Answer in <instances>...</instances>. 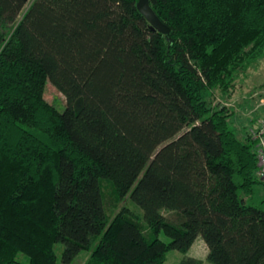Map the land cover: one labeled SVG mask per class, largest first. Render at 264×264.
I'll use <instances>...</instances> for the list:
<instances>
[{
    "label": "trees",
    "instance_id": "trees-1",
    "mask_svg": "<svg viewBox=\"0 0 264 264\" xmlns=\"http://www.w3.org/2000/svg\"><path fill=\"white\" fill-rule=\"evenodd\" d=\"M138 2L0 0V264H57L60 242L67 264H164L199 237L213 264H264L256 143L206 97L263 57L264 0H150L170 34ZM104 181L148 230L110 219Z\"/></svg>",
    "mask_w": 264,
    "mask_h": 264
},
{
    "label": "rangeland",
    "instance_id": "rangeland-1",
    "mask_svg": "<svg viewBox=\"0 0 264 264\" xmlns=\"http://www.w3.org/2000/svg\"><path fill=\"white\" fill-rule=\"evenodd\" d=\"M246 96H253L255 103L254 107H256L255 105L258 102H261V100L264 98V55L249 69V71L245 75L240 74V76L236 80L235 88L229 94L223 93L218 88L211 90L206 94L209 103L213 107H227L229 111L233 113L231 117V123L233 126L235 123L233 121V117L237 113L236 108H240L239 105L243 104L242 102L246 99ZM45 97L60 111H64L66 109V96L60 90H58L50 80H48L46 83ZM227 100H229V102L231 103L229 106L225 103V101ZM240 118V121L242 123L244 117L240 116ZM245 118L248 117L245 116ZM246 128H248V126L244 127V129ZM248 131L250 132V129ZM103 190L110 219L113 218L123 208H128L134 214L135 218L140 221L147 230L149 229L145 221L144 210L130 196L124 199H119L115 192V187L109 181L103 182ZM263 198L264 185H258L256 187V193L254 194L253 199H249V202L257 204ZM163 214L167 218L176 221L177 217L174 212L164 210ZM160 238L165 242L171 241V239L164 233L160 234ZM64 247V243L60 242L56 244L55 249L58 256L57 264H67L63 260ZM91 254L92 250H84L70 264H86L91 259ZM208 255L209 248L206 242L201 237H199L188 253H184L178 250H170L167 254V260L164 264H181L183 259H185L187 256L201 261V264H213L209 260ZM19 259L25 263H28V257H26L25 255H21Z\"/></svg>",
    "mask_w": 264,
    "mask_h": 264
},
{
    "label": "crops",
    "instance_id": "crops-1",
    "mask_svg": "<svg viewBox=\"0 0 264 264\" xmlns=\"http://www.w3.org/2000/svg\"><path fill=\"white\" fill-rule=\"evenodd\" d=\"M226 105H230L229 100L225 101ZM239 105L240 108H236L237 113L234 115V127L238 130L239 136L243 140H253L252 133L260 125L262 119L264 118V98L261 102H258L254 107L253 96H246V99ZM257 110V111H256ZM242 113V114H241ZM240 116L244 117L243 122L240 121ZM248 117V118H245ZM247 124V125H244ZM245 126L248 128L244 129ZM252 128V129H251ZM250 129V132L248 130ZM247 132V133H246Z\"/></svg>",
    "mask_w": 264,
    "mask_h": 264
},
{
    "label": "water",
    "instance_id": "water-1",
    "mask_svg": "<svg viewBox=\"0 0 264 264\" xmlns=\"http://www.w3.org/2000/svg\"><path fill=\"white\" fill-rule=\"evenodd\" d=\"M138 8L150 21L154 29H157L165 34H170V28L166 24H164L156 14L154 9L150 5V0H139Z\"/></svg>",
    "mask_w": 264,
    "mask_h": 264
},
{
    "label": "built area",
    "instance_id": "built-area-1",
    "mask_svg": "<svg viewBox=\"0 0 264 264\" xmlns=\"http://www.w3.org/2000/svg\"><path fill=\"white\" fill-rule=\"evenodd\" d=\"M253 141L256 143V152L258 157V176L264 180V118L260 125L252 133Z\"/></svg>",
    "mask_w": 264,
    "mask_h": 264
}]
</instances>
